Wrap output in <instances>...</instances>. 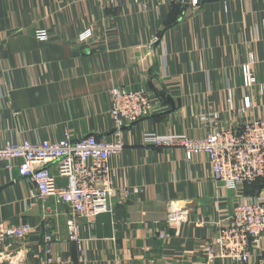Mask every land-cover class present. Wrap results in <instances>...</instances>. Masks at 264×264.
I'll list each match as a JSON object with an SVG mask.
<instances>
[{"label": "crops", "instance_id": "obj_1", "mask_svg": "<svg viewBox=\"0 0 264 264\" xmlns=\"http://www.w3.org/2000/svg\"><path fill=\"white\" fill-rule=\"evenodd\" d=\"M39 28L48 29V41L36 39ZM87 29L92 37L80 42ZM155 36L160 41L151 45ZM0 42V143L66 133L110 141L109 91L115 86L147 88L158 105L153 115L124 128L126 145L110 161L113 211L83 229L82 247L68 237L69 207L54 198L30 200L31 182L0 162V229L22 222L34 228L22 241L0 240V264H208L205 248L216 236L215 221L236 193L216 183L206 156L189 161L184 148L155 147L143 137L203 136L200 117L212 112L228 128L264 118V0H186L160 16L126 1L0 0ZM251 56L257 83L245 89L242 65ZM161 95L182 105L170 111ZM132 188L139 192L120 196ZM245 193L264 196V177ZM172 204L188 211L187 222L168 224ZM47 236L57 238L55 263L45 259ZM257 251L253 264H260Z\"/></svg>", "mask_w": 264, "mask_h": 264}, {"label": "built area", "instance_id": "obj_2", "mask_svg": "<svg viewBox=\"0 0 264 264\" xmlns=\"http://www.w3.org/2000/svg\"><path fill=\"white\" fill-rule=\"evenodd\" d=\"M104 5L116 6L123 1L131 3L143 12L154 10L160 16L161 11L170 4L184 3L186 0H98ZM198 5L201 0H191ZM87 29L79 35L80 42L92 37ZM36 39L48 41L50 32L46 28L35 31ZM160 41L153 37L151 45ZM1 46V42H0ZM254 57L242 65V79L245 89L257 83L254 69ZM111 117L114 133L110 141L87 135L73 139L69 133L60 139H29L18 141L9 139L0 143V162L12 171L15 167L20 177L31 182L28 194L30 200L54 198L69 207L67 220L70 241L82 247L85 241L83 229L93 227L98 215L112 212L110 197L112 194V175L110 161L120 154L126 143L124 128L150 117L158 105L155 95L147 88L112 87L109 91ZM249 97L245 107H250ZM231 110L237 109L231 105ZM200 123L206 127L203 136L194 137L188 133L144 134L145 144L155 147L185 149L186 157L191 161L197 155L207 157L214 180L226 190L236 193L232 207L221 213L215 221L216 236L206 246L207 263L224 259L232 264H253L257 251L259 263L264 264V196H248L247 185L264 177V118H255L239 122L235 127H224L217 113L203 114ZM65 179L62 183L59 179ZM138 188L123 189L120 196L128 198L138 193ZM188 211L172 204L167 222L178 226L188 221ZM82 220L85 224L82 225ZM34 231L30 222L18 226L0 229V240L14 239L22 241ZM45 237L44 253L48 263L60 260L54 255L52 244L57 238Z\"/></svg>", "mask_w": 264, "mask_h": 264}, {"label": "water", "instance_id": "obj_3", "mask_svg": "<svg viewBox=\"0 0 264 264\" xmlns=\"http://www.w3.org/2000/svg\"><path fill=\"white\" fill-rule=\"evenodd\" d=\"M162 97L166 98L167 101L171 104L172 109L170 111H175L177 109L176 103H178V106L180 107L182 105L181 99L174 100V98L171 95H161ZM137 122H134L133 124H136Z\"/></svg>", "mask_w": 264, "mask_h": 264}, {"label": "trees", "instance_id": "obj_4", "mask_svg": "<svg viewBox=\"0 0 264 264\" xmlns=\"http://www.w3.org/2000/svg\"><path fill=\"white\" fill-rule=\"evenodd\" d=\"M174 11H177V12H180L181 11V8L180 7H178V6H176L175 7V5H174ZM260 180V179H259ZM259 180H257L256 182H254L253 184H251V185H247L246 186V188L248 189H250L253 185H255Z\"/></svg>", "mask_w": 264, "mask_h": 264}]
</instances>
